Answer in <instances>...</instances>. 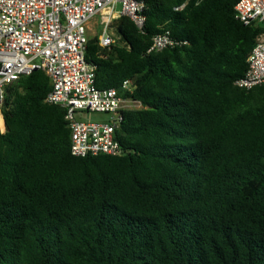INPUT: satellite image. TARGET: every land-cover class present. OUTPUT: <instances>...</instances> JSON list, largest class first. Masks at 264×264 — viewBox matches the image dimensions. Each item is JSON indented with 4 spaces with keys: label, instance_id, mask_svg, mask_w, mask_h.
<instances>
[{
    "label": "trees",
    "instance_id": "16d2710c",
    "mask_svg": "<svg viewBox=\"0 0 264 264\" xmlns=\"http://www.w3.org/2000/svg\"><path fill=\"white\" fill-rule=\"evenodd\" d=\"M239 0H145L140 31L88 40L96 87L123 112V155L78 158L38 70L7 88L0 134V264H264V87L240 89L263 29ZM187 4L183 9L176 11ZM169 33L174 48L148 53Z\"/></svg>",
    "mask_w": 264,
    "mask_h": 264
},
{
    "label": "built area",
    "instance_id": "2783aa9c",
    "mask_svg": "<svg viewBox=\"0 0 264 264\" xmlns=\"http://www.w3.org/2000/svg\"><path fill=\"white\" fill-rule=\"evenodd\" d=\"M191 1L199 4L202 0ZM144 10L145 0H0V134L5 132L2 108L7 88L22 76L41 70L52 85L46 103L64 110L72 155H123L115 132L123 112L140 109L141 105L123 95L135 90L131 81L118 89L96 87V67L85 59L87 31L89 23L100 17L98 44L110 49L117 45V38L110 32L115 21L128 17L142 31ZM235 16L245 26L258 24L263 29L247 59L248 71L235 86L245 90L264 87V0H239ZM178 45L180 42L169 33L157 35L148 53ZM91 113L104 114L108 119L83 121Z\"/></svg>",
    "mask_w": 264,
    "mask_h": 264
},
{
    "label": "rangeland",
    "instance_id": "374dc122",
    "mask_svg": "<svg viewBox=\"0 0 264 264\" xmlns=\"http://www.w3.org/2000/svg\"><path fill=\"white\" fill-rule=\"evenodd\" d=\"M118 11H121V6H118ZM101 18L100 17H95L88 25V31H87V36L89 39L92 38H98L100 32H101ZM111 34H113V36L115 38H117L116 36V29L114 24L112 25L111 29ZM108 119V117L104 114H98V113H91L90 115H87L83 121L86 122H94V123H99V122H104Z\"/></svg>",
    "mask_w": 264,
    "mask_h": 264
},
{
    "label": "water",
    "instance_id": "95a60500",
    "mask_svg": "<svg viewBox=\"0 0 264 264\" xmlns=\"http://www.w3.org/2000/svg\"><path fill=\"white\" fill-rule=\"evenodd\" d=\"M4 128H5V130H6V126H5V123H4Z\"/></svg>",
    "mask_w": 264,
    "mask_h": 264
}]
</instances>
